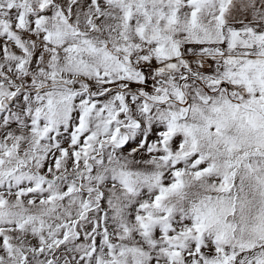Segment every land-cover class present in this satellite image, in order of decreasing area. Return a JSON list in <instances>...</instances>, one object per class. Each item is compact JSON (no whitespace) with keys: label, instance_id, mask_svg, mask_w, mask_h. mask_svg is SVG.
Segmentation results:
<instances>
[{"label":"snow or ice","instance_id":"6c2138e0","mask_svg":"<svg viewBox=\"0 0 264 264\" xmlns=\"http://www.w3.org/2000/svg\"><path fill=\"white\" fill-rule=\"evenodd\" d=\"M0 264H264V0H0Z\"/></svg>","mask_w":264,"mask_h":264}]
</instances>
